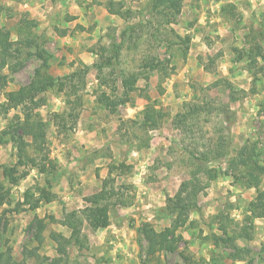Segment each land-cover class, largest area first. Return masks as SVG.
Returning <instances> with one entry per match:
<instances>
[{"label": "rangeland", "instance_id": "374dc122", "mask_svg": "<svg viewBox=\"0 0 264 264\" xmlns=\"http://www.w3.org/2000/svg\"><path fill=\"white\" fill-rule=\"evenodd\" d=\"M106 1L0 0V31L10 34L14 56L10 69H0V104L34 78L36 49L57 80L80 72L63 92L56 86L26 105L44 123L51 173L17 165L12 126L22 109L0 106V252L11 250L17 264H264V219L254 206L264 174L257 192L234 178L243 171L236 159L244 146L264 168V0H179L160 15L144 11L147 0H124L132 14L126 21L109 18ZM75 4L86 27L63 17L62 7ZM37 14L47 22L43 28ZM105 57L114 58L112 66L96 73L94 64ZM150 59L163 69L144 68ZM134 74L138 89L119 104L120 80ZM101 93L115 109L98 103ZM147 104L158 112L154 128L142 124ZM179 113L185 125L173 122ZM26 155L34 154L27 148ZM104 179L114 193L109 225L93 231L84 223L73 240L50 218L71 211L83 217L86 198L99 194ZM184 183L189 203L170 214ZM37 198L42 204L31 210ZM34 218L45 221L38 250ZM144 225L157 234L175 226L174 251L151 246L140 232ZM52 234L67 243L57 244Z\"/></svg>", "mask_w": 264, "mask_h": 264}, {"label": "trees", "instance_id": "16d2710c", "mask_svg": "<svg viewBox=\"0 0 264 264\" xmlns=\"http://www.w3.org/2000/svg\"><path fill=\"white\" fill-rule=\"evenodd\" d=\"M179 0H147L146 5L144 6V11L148 14H161L164 10L173 11ZM125 1L119 0H107L105 2V9L107 12L111 15H115L119 17L122 20H127L131 18L132 14L131 11L127 8H124ZM71 19V18H70ZM29 25L32 27H35L37 24L34 21H30ZM127 29H123L119 34V39L122 41L124 37L126 36ZM12 42L10 41V34L7 32H1L0 31V69L3 68H9L10 65L8 64L10 59H14V56H11L12 53ZM104 52L106 50H103ZM37 58L40 60L39 67L35 70V76L34 78L28 83L27 86L20 87L16 91L7 92L5 93V103L0 104L2 108H4L5 111L14 110L17 108H21L23 117L18 119L16 117V120L14 121L13 127V134L15 136V147L17 151V165L19 166H26L28 165L30 169H35L37 173L39 174H48L55 170L56 166L54 165V162L52 159L49 158V151H48V144L44 132V123L36 118L35 114L31 111V109H27L28 104L35 105V99L43 94L44 92L53 89L54 87H59V91H64L66 89V86L69 87L72 85V82L75 77L79 75L80 72H72L64 77L59 78L57 80L56 77L51 76L46 72L48 69V62L49 58L45 57L43 52L36 49L35 52ZM117 54H119V50L115 54V57H117ZM12 57V58H11ZM113 59L111 57H105V62H102L101 64L97 65L94 64V68L96 73H101V71L106 68L110 67L113 64ZM162 66L164 64L162 62H159L158 60L150 59L145 65L144 68L150 67L151 69H155L157 71L162 70ZM13 67H11V70ZM139 77L137 75H129L124 76L121 78V88L122 93L119 95L118 103L119 104H126L130 99V93L133 91H136L138 88L135 87L136 82L138 81ZM143 80L148 83V77L143 76ZM147 87V85L145 86ZM73 88V87H72ZM75 94V90L73 89L72 95ZM75 96V95H74ZM98 103L104 104V106L107 109H115V106L112 105L110 98L105 94L101 93L98 96ZM122 98V99H121ZM147 99V102L149 101L148 97H145ZM79 97H77V100ZM68 103V102H67ZM74 105H77L74 103ZM72 110L75 109V107L71 108ZM71 112L68 114L69 117H72L74 120L77 119V113ZM196 112V111H195ZM229 111H225V113H228ZM155 113V114H154ZM224 113V112H223ZM158 112L154 111V109L147 104L145 107L144 113H143V119L142 124L148 125L149 127H155L157 122L156 118L158 117ZM61 121H64L65 117L59 116ZM177 118V119H176ZM176 118L173 122L182 123L183 125L186 124L187 116L185 114H177ZM228 120V119H227ZM25 138H29L30 142L27 146L25 144ZM27 148H30L33 156L26 155ZM255 153L251 148H247V146L242 147L238 152V158L236 159L238 161V164L240 167L243 168V171L241 174L237 177L235 176V180L243 183V185L247 188L253 189L254 191H258L260 187V183L262 181V176L264 174V168L258 165V162L255 158ZM234 161V158L230 161V164L228 165L229 169H236L237 166L235 163H232ZM196 162H202V160L196 159ZM26 173L22 174V177H25ZM108 180L104 179L102 181V187L99 192V194H96L94 196H91L90 198H86V202L90 205L88 207L87 212L83 217L79 215L78 212L71 211L69 213H66L63 215V219L56 220L53 217H51L52 223H57L58 225L67 228L70 231L71 238H76L81 233V228L84 223H86L93 231L104 229L109 225L110 221V214L113 212L112 209L113 205H111V200L113 199L114 193L113 191L106 190V183ZM188 185L181 184L173 202H169L170 205L167 208L170 212V214H180L181 211L185 210L186 205L189 203V193L184 195V193L187 191ZM41 196L44 197L45 203L52 202V199L48 196V194L44 193V191H41ZM187 196V197H186ZM191 198V197H190ZM103 200V202H102ZM42 204L40 198H37L34 201V204L30 206L31 210H35L39 208V205ZM117 204H123L122 201H119ZM256 210L258 211V217L264 219V192H259L258 194V201L254 204ZM192 207H196L195 204H192ZM183 222V221H182ZM33 224L35 225V233H34V239L37 242V247L35 250H38L41 246V243L43 241L42 232L45 228V221L44 218H34ZM175 226H173L174 229ZM145 227V225L142 227L140 232L144 235L147 242L153 246L157 243H159V246L168 250V251H174L175 247L173 246L174 240V232L173 229L167 228L163 231V233L157 234L152 230L150 227ZM238 235V234H237ZM240 235V234H239ZM168 236L173 240L169 242L167 240ZM236 237V236H235ZM51 239L55 242L60 241L61 245L63 243H67L64 238H62V235L60 234H52ZM74 244H78V238L77 241L75 240ZM149 245V246H150ZM58 246V245H57ZM150 246V247H151ZM152 248V247H151ZM58 251L62 253L63 249L60 247L58 248ZM9 249L5 250L4 252H0V264H17L12 261V257L10 255ZM33 256L35 252H32ZM32 253H30L32 255ZM23 256H25L23 254ZM237 256H233V258H236Z\"/></svg>", "mask_w": 264, "mask_h": 264}, {"label": "crops", "instance_id": "0c3cea01", "mask_svg": "<svg viewBox=\"0 0 264 264\" xmlns=\"http://www.w3.org/2000/svg\"><path fill=\"white\" fill-rule=\"evenodd\" d=\"M27 6V5H26ZM60 6V5H59ZM63 8V10L64 11H66L67 10V13H65L64 14V16L63 17H65L66 18V21H68V23H74L73 25H76V23L77 24H79V23H83V21L82 20H84L85 21V19H83V15H82V13H81V10H80V8H79V6L78 5H72V6H63L62 7ZM106 13H107V16H109V18H112V16L113 15H111V14H109L108 12H107V10H106ZM40 18H38L36 15L35 16H33L34 18H35V20L36 21H40V24H39V27H44V26H46V24H47V22H44L43 21V15L42 14H37ZM115 16V15H114ZM113 16V17H114ZM71 18V19H70ZM85 18V17H84ZM119 18V17H118ZM65 20V19H64ZM64 20L62 21V23L64 22ZM38 25V24H37ZM79 25H82V24H79ZM83 26V25H82ZM83 27H86V26H83ZM62 29V28H61ZM60 29V30H61ZM60 36H62V34L60 35ZM89 55L91 56V57H95L94 56V54L93 53H89ZM81 60L83 61V63H85V65H92V63H93V61H88V59L87 60H84V59H82L81 58ZM84 187V186H83ZM53 202H50V203H47V209H53V207H51L49 204H52ZM57 220H59V219H62V218H58V217H55ZM63 228H65V227H60V229H63Z\"/></svg>", "mask_w": 264, "mask_h": 264}]
</instances>
